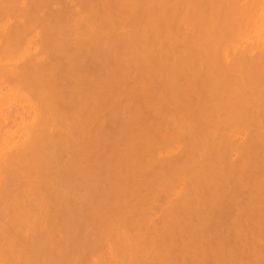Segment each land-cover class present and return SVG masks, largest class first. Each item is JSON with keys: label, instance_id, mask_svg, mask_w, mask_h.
Returning <instances> with one entry per match:
<instances>
[{"label": "bare ground", "instance_id": "6f19581e", "mask_svg": "<svg viewBox=\"0 0 264 264\" xmlns=\"http://www.w3.org/2000/svg\"><path fill=\"white\" fill-rule=\"evenodd\" d=\"M0 264H264V0H0Z\"/></svg>", "mask_w": 264, "mask_h": 264}]
</instances>
